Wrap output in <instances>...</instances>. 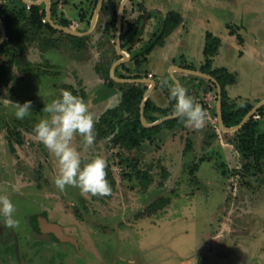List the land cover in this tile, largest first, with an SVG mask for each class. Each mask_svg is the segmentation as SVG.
I'll return each instance as SVG.
<instances>
[{"label": "rangeland", "instance_id": "obj_1", "mask_svg": "<svg viewBox=\"0 0 264 264\" xmlns=\"http://www.w3.org/2000/svg\"><path fill=\"white\" fill-rule=\"evenodd\" d=\"M49 1L51 17L76 34L44 28L35 42L20 37L0 55V64L13 69L10 82H0V96L33 102V112L22 120L13 107L0 104V196L15 205L18 221L9 228L0 216V264H264V159H247L239 151L241 128L220 129L212 80L174 73L206 112L201 129L164 128L152 141L125 150L112 145L113 134L135 115L126 112L114 125L101 119L134 85L112 78L120 60L117 79L156 81L148 99L172 107L171 68L193 66L203 74L207 33L222 43L212 67L226 68L237 80L226 88L229 103L255 107L264 101V0H129L120 30L118 0L103 1L93 27L96 0ZM0 4L12 18L23 7L18 0ZM169 12L179 13L182 24L143 56ZM120 31L124 59L117 51ZM63 89L82 97L94 116L93 145L80 134L72 145L82 166L98 155L106 160L109 195L93 196L74 186L60 191L54 185L56 159L36 139L34 127L48 118L44 105ZM258 114V132L264 134V110ZM160 199L167 205L152 213L151 205ZM43 215L74 241L38 233L33 218Z\"/></svg>", "mask_w": 264, "mask_h": 264}, {"label": "trees", "instance_id": "obj_2", "mask_svg": "<svg viewBox=\"0 0 264 264\" xmlns=\"http://www.w3.org/2000/svg\"><path fill=\"white\" fill-rule=\"evenodd\" d=\"M18 2L23 7L14 16V18H12L8 10L3 9V6L0 4V14L2 15V21L6 27L8 37V40L4 42L2 46H0V55H3L5 51L8 50L10 41L18 40L20 37H23V39L27 43H32L38 39L40 33L44 28L51 32L57 31L48 21L44 22V20L47 19L46 8L44 5L30 6L23 3L22 0H18ZM98 2L99 0H96V2L93 4V13L98 5ZM121 2L122 0H118L117 6L115 7L116 16L118 15V10ZM27 9L30 13H27ZM143 19L144 17L141 16L139 20L142 22ZM52 20L55 24L61 25V23L55 21L53 17ZM116 20L117 18L113 20L115 29L117 28ZM182 22L183 17L179 13L169 12L164 18H162L160 33L158 35H155L153 40L146 44L145 48L142 50V55L149 56L156 47L162 46L164 44V40L173 32H175L176 29H178V27L182 24ZM64 24H62L61 26L69 27V24L67 25L66 22H64ZM123 37L124 34L122 35L121 40H123ZM221 44V40L218 37L207 33L205 46L203 49L205 64L201 68V72L211 76L222 87V117L224 125L227 128H233L241 124L244 118L253 110L254 106L251 104H241L236 108L234 105L229 103L226 88L228 86L236 84V77L226 68L212 67L214 61L213 59L218 55ZM181 68L195 71V68L193 66L186 65ZM12 71L13 69L11 67L9 68L0 64V82L5 79V81L3 82L9 83L11 80ZM125 78L141 79L140 76ZM209 83L211 84L210 87L214 88L217 91L216 83H214L213 81ZM175 85L176 84L174 83V86ZM148 89V84L131 85V88L129 89L127 94L124 95L121 105L116 109L107 111L102 116V121H104L105 123L107 122L110 125H114V121L118 120L119 123H121L120 121H123L122 118L126 112H132L135 115L134 119L125 122L123 125L121 124L119 131L113 134L112 145L114 147H119L125 150L138 148L146 140L152 141L153 139H155V137L160 134L162 129H173L177 126L184 125L181 119L179 117H176L151 128L145 127L141 121L140 111L141 104ZM172 105L175 106L174 100L172 101ZM172 107L164 109L157 106L153 101L148 99L144 107V118L146 123L151 125L156 123L163 117L174 115L175 111L168 113L170 110H172ZM263 110L264 107L260 108L258 110V113H262ZM155 113L161 114L162 117H156L154 115ZM256 121L257 120H255L254 117H251L249 121L246 122L238 131L239 140L237 142V147L239 151L242 152L244 157L248 159L249 155L253 156L258 162L264 159V134H260L258 132V122ZM250 168L251 166L247 164L246 169L249 170ZM167 203L168 202L164 199H160L154 202L151 205L152 213H156L157 211L161 210L167 205ZM33 223L38 233H41V230L45 232L44 227L41 225L40 220L37 217L33 218Z\"/></svg>", "mask_w": 264, "mask_h": 264}, {"label": "clouds", "instance_id": "obj_3", "mask_svg": "<svg viewBox=\"0 0 264 264\" xmlns=\"http://www.w3.org/2000/svg\"><path fill=\"white\" fill-rule=\"evenodd\" d=\"M170 99L175 101V114L185 126L194 129L204 127L206 112L185 86L176 84L172 87ZM32 103L26 100L21 104L7 96H0V104L13 107L15 117L21 120L33 112ZM42 111L49 116L35 125L34 134L56 159L59 174L54 180L55 187L64 191L67 186H74L93 196L109 195L112 189L106 179V160L98 155L82 166L80 153L72 145L76 134H80L88 146L95 141L96 121L86 101L72 91L63 89L57 98L44 105ZM14 212L12 201L7 196H0V216L5 218L4 223L9 228H15L18 224Z\"/></svg>", "mask_w": 264, "mask_h": 264}, {"label": "water", "instance_id": "obj_4", "mask_svg": "<svg viewBox=\"0 0 264 264\" xmlns=\"http://www.w3.org/2000/svg\"><path fill=\"white\" fill-rule=\"evenodd\" d=\"M25 2H27L29 5H42V4H46V16H47V19H48V22L55 28V29H58L60 31H63V32H66V33H69V34H76V32L66 28V27H62V26H59L57 24H55L52 20V17H51V6H50V1L49 0H39L37 2H29L28 0H24ZM104 0H99L98 2V5H97V8L95 10V14H94V17H93V20H92V27L95 25L97 19H98V16H99V13H100V10H101V5L103 3ZM129 0H123L122 4H121V7L119 9V30L121 29V26H120V21H121V17L123 16V13H124V10L126 8V5L128 3ZM0 27H1V31H2V38L0 40V43L4 42V40H6V31H5V28H4V23L1 19V16H0ZM121 31L119 32V36H118V42H117V51H118V54L124 59L126 58V53L124 51L121 50ZM124 62V60H120L118 61L116 64H114L112 70H111V76L112 78L117 81V82H122V83H130V84H148L150 87H149V90L146 92L145 94V97H144V100L142 102V105H141V121L143 123V125L145 127H148V128H151V127H154V126H157V125H160L162 124L163 122L167 121V120H171L173 118H176V114L174 115H171V116H167L165 118H163L162 120H158L156 123L154 124H147L146 121H145V118H144V107H145V103L147 102L148 98H149V95L151 93V91L153 90L154 88V85H156L155 81L151 80V79H135V80H120V79H117L116 76H115V70L117 68V66H119L120 64H122ZM175 72H182V73H186V74H191V75H196V76H202L206 79H209V80H212L214 83H216L217 85V92H218V102H217V107H218V115H219V127L221 130L225 131V132H234V131H237L239 128H241L246 122L249 121V119L251 117L254 116V114L262 107L264 106V101L260 102L259 104H257L253 110L244 118V120L241 122L240 125L236 126V127H233V128H227L225 127L224 125V121H223V117H222V87L220 86V84L217 83V81L215 79H213L211 76L209 75H206V74H200L196 71H193V70H188V69H183V68H179V67H172L171 68V76L173 77V80L175 81V84H180V82L175 78L174 76V73ZM40 223L41 225L44 227V230L45 232H54L57 237L60 239V240H63V241H74L73 238L69 237V236H66L65 234H63L61 228L51 222H49L47 219L45 218H40Z\"/></svg>", "mask_w": 264, "mask_h": 264}, {"label": "built area", "instance_id": "obj_5", "mask_svg": "<svg viewBox=\"0 0 264 264\" xmlns=\"http://www.w3.org/2000/svg\"><path fill=\"white\" fill-rule=\"evenodd\" d=\"M30 6H31V5H30ZM47 21H48V19H45V20H44V22H47ZM150 76H151V75H150ZM253 117H254L255 120H258V119L261 118L260 115L257 114V113H255Z\"/></svg>", "mask_w": 264, "mask_h": 264}, {"label": "flooded vegetation", "instance_id": "obj_6", "mask_svg": "<svg viewBox=\"0 0 264 264\" xmlns=\"http://www.w3.org/2000/svg\"><path fill=\"white\" fill-rule=\"evenodd\" d=\"M37 218L40 220L41 217H37ZM42 218L48 219L45 215H43ZM48 221H49V220H48ZM41 231H42V230H41ZM42 232H43V231H42ZM42 232H41V233H42Z\"/></svg>", "mask_w": 264, "mask_h": 264}, {"label": "crops", "instance_id": "obj_7", "mask_svg": "<svg viewBox=\"0 0 264 264\" xmlns=\"http://www.w3.org/2000/svg\"><path fill=\"white\" fill-rule=\"evenodd\" d=\"M122 2H123V0H122ZM122 2H121V4H122ZM121 4H120V7H121ZM120 7H119V9H120ZM179 73V72H178ZM181 73V72H180ZM155 74V73H154ZM155 83L157 84V82L155 81ZM156 91V90H155Z\"/></svg>", "mask_w": 264, "mask_h": 264}]
</instances>
